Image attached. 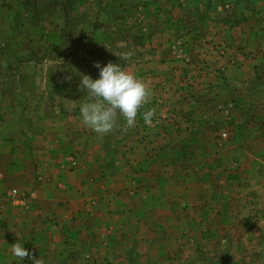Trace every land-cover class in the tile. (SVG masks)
Listing matches in <instances>:
<instances>
[{"label": "rangeland", "instance_id": "obj_1", "mask_svg": "<svg viewBox=\"0 0 264 264\" xmlns=\"http://www.w3.org/2000/svg\"><path fill=\"white\" fill-rule=\"evenodd\" d=\"M97 61L149 85L134 127L81 122ZM60 120L161 178L165 221L130 264H264V0H0V139Z\"/></svg>", "mask_w": 264, "mask_h": 264}, {"label": "crops", "instance_id": "obj_2", "mask_svg": "<svg viewBox=\"0 0 264 264\" xmlns=\"http://www.w3.org/2000/svg\"><path fill=\"white\" fill-rule=\"evenodd\" d=\"M31 142L0 139V264H33L13 256L17 241L37 264H130L135 238L158 237L167 212L157 172L103 160L68 120Z\"/></svg>", "mask_w": 264, "mask_h": 264}, {"label": "clouds", "instance_id": "obj_3", "mask_svg": "<svg viewBox=\"0 0 264 264\" xmlns=\"http://www.w3.org/2000/svg\"><path fill=\"white\" fill-rule=\"evenodd\" d=\"M123 46V42L118 45ZM131 54L128 52L118 58L127 59ZM94 67L98 70L97 78L79 74L78 90L85 93V102L79 109L81 122L97 134H108L119 126L117 116L120 115L127 127H134L139 109L149 102L152 95L149 85L134 73L126 71L118 62L109 61L101 65L97 61ZM154 115V109L144 112V122L151 124ZM11 252L21 261L28 257L33 260V264H37L30 251L19 241L12 244Z\"/></svg>", "mask_w": 264, "mask_h": 264}, {"label": "built area", "instance_id": "obj_4", "mask_svg": "<svg viewBox=\"0 0 264 264\" xmlns=\"http://www.w3.org/2000/svg\"><path fill=\"white\" fill-rule=\"evenodd\" d=\"M15 193H17V191L14 189V190H12L11 195H13Z\"/></svg>", "mask_w": 264, "mask_h": 264}]
</instances>
